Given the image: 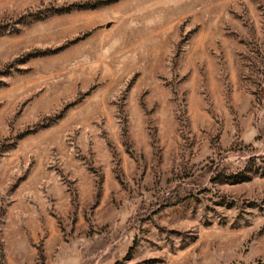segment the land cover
Segmentation results:
<instances>
[{
    "label": "rangeland",
    "instance_id": "rangeland-1",
    "mask_svg": "<svg viewBox=\"0 0 264 264\" xmlns=\"http://www.w3.org/2000/svg\"><path fill=\"white\" fill-rule=\"evenodd\" d=\"M0 264H264V0H0Z\"/></svg>",
    "mask_w": 264,
    "mask_h": 264
}]
</instances>
